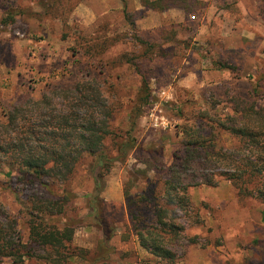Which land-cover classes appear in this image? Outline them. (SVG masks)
<instances>
[{"label": "rangeland", "instance_id": "374dc122", "mask_svg": "<svg viewBox=\"0 0 264 264\" xmlns=\"http://www.w3.org/2000/svg\"><path fill=\"white\" fill-rule=\"evenodd\" d=\"M140 2L0 0V119L10 104L93 75L105 100L116 104L114 125L127 127L140 77L134 65L123 60L136 61L141 52L135 36L160 48L139 63L151 68L150 97L133 134L143 144L162 141L165 163L172 160L181 138L180 125L191 114L192 104L202 96L210 98L209 86L228 84L236 93L264 103V0H198L189 14L178 7L158 12ZM216 59L230 67L217 69L211 63ZM141 167L130 155L124 164L111 166L98 184L105 211L115 221L108 241L113 248L108 252L109 264H167L140 247L125 210L127 171ZM15 174L0 173V203L14 218L21 243L27 244L30 195L55 196L62 187L51 185L52 191L45 193L37 183L19 182ZM128 185L135 194L144 183L139 179ZM68 186L76 194L64 202L65 215L74 224L70 261L87 264L79 252H97L100 232L87 209L94 181L86 161ZM116 194L120 200L113 197ZM188 194L198 223L196 218L180 219L184 237L171 264H264V205L256 197L238 196L227 179L216 186L191 187ZM55 218L61 227L60 217ZM0 264L13 262L0 257ZM17 264L48 263L33 256Z\"/></svg>", "mask_w": 264, "mask_h": 264}, {"label": "trees", "instance_id": "16d2710c", "mask_svg": "<svg viewBox=\"0 0 264 264\" xmlns=\"http://www.w3.org/2000/svg\"><path fill=\"white\" fill-rule=\"evenodd\" d=\"M140 1L158 12L178 7L189 14L198 6V0ZM134 39L141 52L135 55L136 61L130 57L123 62L134 65L140 83L127 113V127L114 125L116 104L105 100L93 75L83 76L73 85H54L38 98L4 109L0 119V173L11 176L15 172L16 180L37 183L45 193L52 191L51 185L62 188L55 196L30 195L27 244L21 243L14 218L0 203L1 258L17 264L23 257L36 256L48 264H71L74 224L65 215L64 202L76 195L68 182L84 161L94 181L93 192L86 198L87 209L100 232L97 252H79L87 264L110 262L108 252L113 248L108 247V241L115 221L105 211L98 184L111 166L124 164L130 155L143 167L128 170L127 183L137 184L139 179L144 183L135 194L129 192L127 183L123 188L130 226L140 247L167 264L175 262V248L184 237L180 219L196 218L198 223L189 188L216 186L227 179L238 196H254L264 205V103L236 93L228 84L209 86L210 98L202 96L192 104L191 114L180 125L181 138L172 160L165 163L162 141L143 144L133 134L150 97L151 68L139 63L160 48L139 36ZM211 63L217 69L230 67L220 59ZM261 214L264 219V209ZM56 216L61 227L54 223Z\"/></svg>", "mask_w": 264, "mask_h": 264}, {"label": "crops", "instance_id": "0c3cea01", "mask_svg": "<svg viewBox=\"0 0 264 264\" xmlns=\"http://www.w3.org/2000/svg\"><path fill=\"white\" fill-rule=\"evenodd\" d=\"M113 197H115L116 200H120L121 199L119 194H116V196H113Z\"/></svg>", "mask_w": 264, "mask_h": 264}]
</instances>
